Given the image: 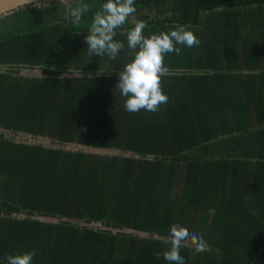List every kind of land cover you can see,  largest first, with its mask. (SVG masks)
<instances>
[{
  "label": "trees",
  "instance_id": "trees-1",
  "mask_svg": "<svg viewBox=\"0 0 264 264\" xmlns=\"http://www.w3.org/2000/svg\"><path fill=\"white\" fill-rule=\"evenodd\" d=\"M85 2L78 24L53 2L0 28V264H167L174 223L207 243L185 264H264V0H135L115 60L89 56L104 0ZM135 20L200 40L165 56L156 112H127L116 89Z\"/></svg>",
  "mask_w": 264,
  "mask_h": 264
},
{
  "label": "clouds",
  "instance_id": "clouds-1",
  "mask_svg": "<svg viewBox=\"0 0 264 264\" xmlns=\"http://www.w3.org/2000/svg\"><path fill=\"white\" fill-rule=\"evenodd\" d=\"M59 3L60 7L65 8L66 19L74 24H78L92 7L85 0H59ZM50 6L37 3V7L40 8ZM135 12V0H104L99 10L93 13L88 34L84 37L89 56L107 55L115 60L125 47L122 41L114 39L116 30L128 23ZM146 27L145 21L135 20L134 27L125 33L127 46L133 58L119 72L116 89L125 97L124 108L129 113H137L142 109L156 112L162 104H166L168 96L163 92L161 84V78L167 73L165 56L173 52L180 55L181 48L177 45L192 48L200 44V40L185 25L147 36L144 35ZM164 242L170 247L163 253L156 252L155 256L159 259L162 255L167 264H185L181 256L183 247H192L195 253H202L207 249L203 233H190L180 223L171 225ZM35 255V250H32L8 254L6 259L8 264H32Z\"/></svg>",
  "mask_w": 264,
  "mask_h": 264
},
{
  "label": "water",
  "instance_id": "water-1",
  "mask_svg": "<svg viewBox=\"0 0 264 264\" xmlns=\"http://www.w3.org/2000/svg\"><path fill=\"white\" fill-rule=\"evenodd\" d=\"M38 2L45 3V4H51L53 2L59 3V0H0V28L6 26L7 24L13 22L14 20L20 18L21 16H23V15L27 14L28 12L37 8ZM30 141H32L31 136H30ZM47 141H48V143H50L49 139H47ZM36 142H37V140H36ZM71 144H74V143H62L61 146L65 147L64 145L69 146ZM74 145H76V146H74V147H68L67 146L65 148L82 149L84 151H92V152H100V151H98L99 149L110 150V149H106V148H98V147H91V146H85V145L77 146L80 144H74ZM35 217H38V218L44 219V220H53V221L60 220V218H58V217L51 218V217L43 216V215H36ZM81 224H83V223H81ZM117 230L126 231V232H134V230L113 229V231H117ZM140 234L146 235L144 233H140Z\"/></svg>",
  "mask_w": 264,
  "mask_h": 264
},
{
  "label": "rangeland",
  "instance_id": "rangeland-1",
  "mask_svg": "<svg viewBox=\"0 0 264 264\" xmlns=\"http://www.w3.org/2000/svg\"><path fill=\"white\" fill-rule=\"evenodd\" d=\"M40 73L38 72V70H32L31 72H30V75H34V76H36V75H39ZM17 136V138L20 136V137H24V138H26L27 140H28V142L30 141V135H28V134H23V133H19V134H17L16 135ZM36 140H37V142L38 143H42V144H45V145H49L50 143H48V141H47V139H45V138H43V137H40V136H38L37 138H36ZM65 147H67L66 145H64ZM74 146H76V145H74V144H71V145H69L68 147H74ZM77 146H81V145H77ZM98 151H100V152H102V153H109V154H112V153H116V150L115 149H110V150H105V149H99Z\"/></svg>",
  "mask_w": 264,
  "mask_h": 264
}]
</instances>
